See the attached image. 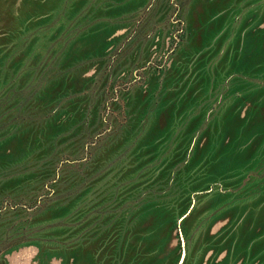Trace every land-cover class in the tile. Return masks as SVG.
<instances>
[{
  "label": "rangeland",
  "instance_id": "obj_1",
  "mask_svg": "<svg viewBox=\"0 0 264 264\" xmlns=\"http://www.w3.org/2000/svg\"><path fill=\"white\" fill-rule=\"evenodd\" d=\"M0 264H264V0H0Z\"/></svg>",
  "mask_w": 264,
  "mask_h": 264
}]
</instances>
